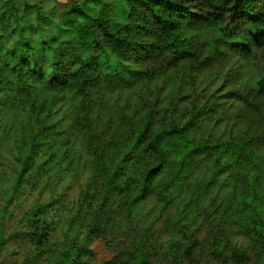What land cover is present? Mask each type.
<instances>
[{"label":"trees","instance_id":"trees-1","mask_svg":"<svg viewBox=\"0 0 264 264\" xmlns=\"http://www.w3.org/2000/svg\"><path fill=\"white\" fill-rule=\"evenodd\" d=\"M99 240L264 264V0H0V264Z\"/></svg>","mask_w":264,"mask_h":264},{"label":"rangeland","instance_id":"rangeland-1","mask_svg":"<svg viewBox=\"0 0 264 264\" xmlns=\"http://www.w3.org/2000/svg\"><path fill=\"white\" fill-rule=\"evenodd\" d=\"M84 9L87 10L88 12L92 13V14H96L97 13V9L95 7H93L90 4L87 3H83L82 4ZM77 188H74L72 190V194L76 193ZM164 240H167L168 236L164 235ZM93 250L95 251V254L97 256L98 259V264H103V262L107 259H109L112 256V252L104 245L102 240L97 241L94 245H93Z\"/></svg>","mask_w":264,"mask_h":264}]
</instances>
